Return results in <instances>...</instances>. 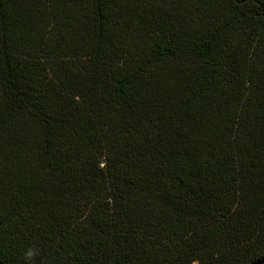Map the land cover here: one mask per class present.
I'll list each match as a JSON object with an SVG mask.
<instances>
[{
  "label": "trees",
  "instance_id": "1",
  "mask_svg": "<svg viewBox=\"0 0 264 264\" xmlns=\"http://www.w3.org/2000/svg\"><path fill=\"white\" fill-rule=\"evenodd\" d=\"M262 257L264 0H0V264Z\"/></svg>",
  "mask_w": 264,
  "mask_h": 264
},
{
  "label": "water",
  "instance_id": "2",
  "mask_svg": "<svg viewBox=\"0 0 264 264\" xmlns=\"http://www.w3.org/2000/svg\"><path fill=\"white\" fill-rule=\"evenodd\" d=\"M262 262H264V257H262V258H260V259H258V260H256V261H254V262L251 263V264H260V263H262Z\"/></svg>",
  "mask_w": 264,
  "mask_h": 264
},
{
  "label": "clouds",
  "instance_id": "3",
  "mask_svg": "<svg viewBox=\"0 0 264 264\" xmlns=\"http://www.w3.org/2000/svg\"><path fill=\"white\" fill-rule=\"evenodd\" d=\"M32 255H33V251H31V250H30L29 252L26 253V256H27V257H31Z\"/></svg>",
  "mask_w": 264,
  "mask_h": 264
},
{
  "label": "rangeland",
  "instance_id": "4",
  "mask_svg": "<svg viewBox=\"0 0 264 264\" xmlns=\"http://www.w3.org/2000/svg\"><path fill=\"white\" fill-rule=\"evenodd\" d=\"M196 263V262H195Z\"/></svg>",
  "mask_w": 264,
  "mask_h": 264
}]
</instances>
